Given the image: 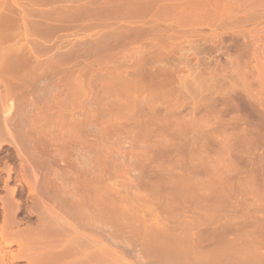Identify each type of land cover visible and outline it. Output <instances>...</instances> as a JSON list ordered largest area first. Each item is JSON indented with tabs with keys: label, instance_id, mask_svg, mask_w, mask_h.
<instances>
[{
	"label": "rangeland",
	"instance_id": "1",
	"mask_svg": "<svg viewBox=\"0 0 264 264\" xmlns=\"http://www.w3.org/2000/svg\"><path fill=\"white\" fill-rule=\"evenodd\" d=\"M102 1L103 0H0V13H2L0 17V24L2 23V25H0V34L3 35H0V66L5 57L10 55L14 56L16 54L23 55V51L26 50L24 52L25 56L19 57L20 60L24 57L23 60H26L30 66H33V75L36 76V79L38 78L36 80V86L33 88L34 95H36L37 98L39 97L38 103L32 108H24V106L21 105L20 96L17 94L23 91L26 92L30 90V88H24L23 90H21V88H15L11 80L15 81L18 78H10L7 76V73L6 75L5 73H0V169L3 168L4 162H8L11 164L14 171L12 178H20V173L24 172L23 167H28V163H26L24 159L27 160L32 153L30 146L32 145V147H34L37 143L35 146L36 148L40 143L38 148H41L39 150L37 148L38 154L36 153V156L51 154L53 156L56 154V164H54L56 166H54L55 169L50 170H41L34 167L35 169H39L38 171L36 170L37 180L40 182L47 177L49 179L51 178L53 180V187L52 189L46 188V191L47 189H51L52 192L55 190L56 193L53 192V194L58 195L59 192L66 189V193H68L67 191H71L70 193L73 194L68 193L69 196H64L63 192L59 194L64 197L68 196L67 199L69 198V200L73 199L71 198L73 196H78L79 199L77 197L73 199L74 203H72L71 200L67 202L74 204V207L72 206L73 209L77 203L75 199H78L80 205L84 204L85 206L86 200L90 201L94 197L91 201H93V205L96 204L95 206L97 209L94 208L95 206L93 205L91 208L90 205L92 202L90 205H88L89 203L86 204V206H90L89 208H91V210L95 209V211H90L91 214L95 212L94 215L97 214L96 210L99 209L98 206L100 205V212L104 211L106 208L107 210L110 208L108 210L109 214L111 213L114 216L111 209H114L115 211L113 212L116 213L117 210L118 213H123L124 211L128 213V218L133 217L136 219L135 223L132 222V218H129L133 225H137L138 222L143 228L146 226V228H148V225L150 227V225L154 224V228L160 230V227H165L164 230H171L170 232L172 233L173 228L176 226L175 228L178 230L175 232L181 234L186 232L185 229H189L188 225H191V231L187 230V232L191 233L188 237L191 239L188 240L192 242L189 243L192 249H188L186 254L184 252L186 256L183 259L181 258L180 261L182 262H180V264H185L186 261L189 262L186 264H195V261L197 264L198 261H200L199 258L210 254L214 255L217 252H221V255H218V258L220 257L219 259H217L216 256V258L214 257L215 259L213 258V261L215 263L217 262L216 264H238L239 258L236 259L237 262L234 261L232 259L233 256H231L232 250L227 246L228 243L233 244L232 241L234 239L235 245L238 244L239 248L254 242L256 245L253 244L254 250L258 252L256 253L259 258H257V261H260V264H264V167H261V165L264 166V22L260 21L261 19L259 20L260 22H258L257 19L251 22L254 23L253 27H250L251 24H249V27L248 24L245 26L244 24L246 23L242 22V18H244L243 11L235 16L234 13L232 14L233 11L230 12L232 9L229 10L228 8V13L226 11V13L220 12L221 10L219 11L220 15H222L221 13L224 15L220 17V20L218 19V14L216 16L217 19L215 17L214 20H212L213 23L212 21L211 23L209 21H203L196 25L192 24L185 26L183 30H181L182 34H178L177 36L174 35L175 41L171 43V45L159 48L162 46L156 42L159 44L157 48L154 47L157 45L154 43L155 41L153 42L156 36L154 31L153 34L150 33L152 32L151 27L156 25L160 29V27L168 25L165 28L171 30V27H169L171 24L169 23L172 22L169 21L168 23V20L165 21L162 19H155L152 21L151 14L149 15L151 12L147 13L149 17L142 16L136 19H128L130 24L126 23L127 19L126 22H123L122 20L125 19H117L116 21V18L110 24L106 21L101 22V14L99 16L98 13L104 6L103 2L101 7L100 3ZM85 5L88 7H85ZM81 6L84 7L82 8ZM156 6H158L157 3ZM76 7H78V9ZM92 7L97 14L93 12L91 9ZM70 9L72 11H69ZM66 10L69 13H67ZM81 14H83L84 19H81ZM64 15L65 17H63ZM69 15L71 16L69 17ZM38 16L41 17L42 23ZM66 17L70 20L68 21ZM229 17H237V23H244L243 27L245 28H242L240 25L237 27L240 31L244 29L241 31V33H244L243 35L249 34V31L246 30L247 27L251 28L254 32L253 33L252 30L249 29L251 30L250 32H252L251 36H253V34L255 35L256 31H259V35L256 34L257 36H253L256 43L253 39L251 41L255 43V45L253 44L254 46H258L253 50L256 55L246 50V48L250 46L247 43L250 37H247V42L245 40L243 41L246 42L247 45L240 41L243 45H239L244 46V48H242L246 50L245 53H240V57L238 58V61H241L239 62V66H242V68L238 65V69H235L237 68L236 66L232 67L224 60V56L219 54L216 55V53H214L215 48L210 47L208 43L204 45L205 49H207L206 51L208 52L210 50V53L212 52L213 55L208 52L209 55L216 56L215 58L220 59V63L217 64V70H206L215 69L213 64L215 60L209 62L210 66L208 62L203 66L200 64L201 66L199 67L202 70L195 68L197 65L195 66V59L192 57L187 64L182 62L183 59L179 62L180 56L184 54L183 50L189 49L188 42H194V44L203 43V41L200 40V36L208 33L209 28L207 25L209 24L213 25L216 22L215 25H220L225 29L228 28L230 26L229 24H231L228 23V21L232 20ZM239 17L241 19L240 21ZM49 18L52 19L51 22L53 23L47 20ZM31 19L32 22L30 21ZM74 19L79 22L76 20L74 21ZM224 19L228 24H224ZM53 20H56V25ZM57 20H59L60 24ZM66 21H68V24H66ZM3 23L7 26L5 24L3 25ZM85 23L88 24L89 27L85 25ZM35 25H38L39 29H37L38 27L36 26L37 31H32V29L35 30ZM215 25L213 27H216ZM3 26L7 28L3 29ZM174 26H172L173 29H176ZM8 27L11 28V31ZM127 27H131L133 30L130 28L132 32L129 34V38L123 39L120 31L124 28L127 29ZM165 28L163 30V35L167 36L168 33L170 34L171 32H169V30L165 33V30L167 31ZM234 28H236V26ZM42 29H47V32H42ZM185 29L192 30L195 33L192 35L188 34L187 38L181 37L185 33ZM7 30H9L8 33ZM140 30H144L145 33ZM111 33L112 35H110ZM9 34L12 35V37ZM118 35L121 36L117 38ZM170 35L173 36V33ZM227 37L228 35H224L222 40L228 42L229 39V41H231V45L227 43V46H230L228 47L230 50L229 52L235 54V48L233 49V47H236L234 45L236 43L232 45V42L237 40H230L229 37L226 39ZM125 39H127L128 42L127 40L125 41ZM141 39L142 41H140ZM116 40L118 43L124 41L125 43L118 44L115 43ZM143 40L145 41L143 42ZM148 40H152V42H148ZM223 41L221 45L222 47H226V43L224 45ZM103 42L104 45H102ZM151 43L154 44L151 45ZM34 44H36L35 47ZM218 45L220 44L218 43ZM104 46L107 47L104 48ZM143 46L146 48H143ZM172 46L173 50H169ZM254 46L250 49H253ZM147 48L152 52L150 53ZM133 49L135 51H133ZM142 49H145L146 53L145 50ZM142 51H144V54ZM158 51L159 54L160 51H162L163 55L161 54L162 56L158 57ZM164 51H166L167 54L170 51L172 52H170L167 57H164L166 53H164ZM152 53L157 54L154 55ZM172 53L173 56L171 55ZM251 54L253 55L250 57ZM115 55L120 59L122 56H125L124 58H126V61L122 60L124 59L122 58L120 62V60L116 59L117 57H115ZM146 56H149L151 59ZM154 56H157V58ZM143 57L146 62H142ZM252 57L255 58L253 59ZM134 58L137 60H134ZM28 59L31 62H29ZM140 60L141 65H138V61ZM134 61H137V64H135L137 68L134 67ZM116 62L118 66H116ZM127 62L129 64L131 63L130 66H126L128 64ZM145 63L148 65L145 66ZM220 65L221 67L219 68ZM139 66L143 69L146 67L143 76L134 74ZM183 66L188 67L184 68ZM141 67L140 69H142ZM149 67H153V69ZM244 67H246V69ZM120 68L123 72L116 73L121 71ZM131 68H135L132 69L134 72L133 74L128 72ZM28 69L30 70V68ZM117 69L118 71H116ZM126 69L127 71L125 72ZM155 69L156 71L159 69L164 71L165 69V71L161 73V70H159L157 71L158 73H155ZM148 71L149 73H147ZM126 73H131V76ZM123 74L125 75L123 76ZM138 76L142 78V81L139 80ZM39 78L40 81H38ZM135 80H137V82ZM143 80L145 83H143ZM34 142L35 144H33ZM17 147H19L20 150H16ZM37 150H35V152H37ZM35 152H33L32 155L34 154L35 156ZM22 160L24 162H22ZM25 163L27 164L26 166L24 165ZM21 165L23 166L22 168H20ZM19 169H21V171ZM28 170L27 168V171ZM27 171L26 173L29 179H31V172ZM4 177L5 173L1 172L0 179L2 180ZM59 188L63 189L60 191ZM31 189L25 186H18V188H15L16 198L20 202V206L14 215L16 216V218H14L17 220H15V222L18 224L16 223V227L12 225L14 229L16 228L15 230L11 228L12 226L10 228L13 232L18 231V239H22L28 243V236H26L29 235L27 234V226H31L36 230L37 227L39 228V221L45 220L46 218L65 216L64 219H67L68 223L72 222V224H74L76 217H73L71 220H75L71 221L69 219L71 217L68 215V218L63 211H61L62 214L59 215L60 211L58 210H60V207L58 209V200H63V196L61 199L59 197L61 195H59V198L57 197L58 200L56 198V202L55 198H49L52 195V193H50L51 190L49 191V195L47 194L48 192L44 193V188H33L32 191ZM73 189L77 192H72ZM34 191L35 193H32ZM97 191H99L98 194ZM5 192L7 195L6 188L0 187V198H6ZM84 192H88V194H85L91 195L89 199L88 196H86L87 199L85 196V199L81 196V193ZM35 194L37 197H35ZM45 194H47V196ZM96 197L97 199H95ZM80 198H83L85 202L82 203L83 200ZM65 200L61 201L62 206L65 205L67 201ZM96 200L98 202L100 201V203ZM116 203H118V205H116ZM69 205L71 206V204ZM78 205L79 203L76 206ZM1 206L0 201V209ZM65 206H67V204ZM86 206L84 208H87ZM119 210H121V212ZM51 213L55 214L52 216ZM116 213L115 216L117 219L119 217L120 221V216L117 217ZM124 214H122L123 216L121 215V218H126ZM1 215L2 213H0V218L2 219ZM202 217L211 218L207 219L206 223ZM1 219L0 224H2ZM183 221L187 223L184 224ZM95 222H85V225L88 224V229L93 228L92 231H90L91 229L88 231L85 225H82L81 228H86L85 230L83 229L82 231L80 229L81 226L78 230L77 225L84 223V220L78 224L76 222V224L71 225V227L75 232L80 231L78 233L83 234V236L85 234L86 238L88 236V238H90L88 239L90 243L94 241L95 249L103 248L105 252L109 251L111 253L107 252L106 254L107 260L111 259L108 263L106 262V264L154 263V261L152 263L151 258L149 255H146L145 252L144 255L146 256L142 257L146 260H144V258L137 259V252L140 253L144 248L137 247L138 244L134 243L136 241H131L132 244H130V246L128 245L129 248H127V244L123 246L125 244L119 243V239H115L118 241H115V243L114 240L111 241L108 237V229H101L102 231L98 230V232H95L94 224L95 229L99 228L96 226L98 222ZM179 222L183 226L177 224ZM158 223L159 225L161 224L160 227ZM89 224H93L92 227ZM234 224L238 225L236 227H239L240 230H238V228L236 229ZM170 225H172L173 228ZM167 226L168 228H166ZM229 226L232 230L228 228ZM225 227H227V230L224 229ZM25 228L27 231H25ZM222 228L223 231H225L224 233L221 230ZM30 229L34 231L32 228H29V231ZM235 229L236 233L234 231ZM21 230L22 232L25 231L23 237L20 236L22 234ZM37 230L34 232L38 234L39 231ZM69 232L73 233L74 231ZM75 232L73 235L71 234L69 236H75L77 234ZM97 235L99 236L97 237ZM14 236L16 237V235ZM33 236H29L32 238H30V240H34L36 237L38 238L37 235L34 238ZM45 236L47 235H42V237L40 235L41 239H35V241L38 240L39 243L34 241L36 245L33 244L32 246L31 244L32 247H29L34 248L36 246L34 249L38 250L29 249L27 246L29 243L24 244V242L22 244V240H19V242L26 248L25 250H27L29 254L33 252L31 255H35V257H33L36 258L38 254L43 252L45 255L47 250H51L49 248L52 245H49V241V246L47 245L46 248L44 247L45 242L43 243V241H46L50 235L47 238H45ZM53 236L56 238L57 236H50V239L53 240L52 242L55 243V238L53 239ZM213 236L214 238L216 237V239H214ZM217 238L223 240L220 242ZM16 239L14 240L15 242H11L10 240V244L12 243L13 245H8L9 249L7 246L6 249L2 248L4 245L1 244L3 245L1 248L4 250H0V253H2L0 255L3 256L5 254L6 256L8 252L14 255L20 253L19 248H22V246H20L17 241L18 239ZM42 239H44L42 241L43 247L41 246ZM207 239L209 243L210 240L212 241L211 243L216 249H212L213 247L211 244L209 245ZM224 240L226 242H224ZM237 241H239V243H237ZM242 241L245 242L244 245ZM200 242H203V244ZM206 242L207 244H205ZM97 243L98 245H96ZM17 244L19 246H17ZM197 245L198 249L200 247L202 249L200 248L201 250H198L196 248ZM90 246L88 250H90L93 245ZM205 246L208 247L205 248ZM40 247L42 249L45 248L44 251L40 250ZM209 247L212 250H208ZM138 248L140 252L137 251ZM195 248L196 251L194 250ZM224 248H226L227 251L229 249V251L227 252ZM255 248H257V250ZM203 250L204 256L202 255ZM190 251H192L191 254ZM208 251L209 253H207ZM134 253H136V256ZM194 254L196 257L198 256V258H195ZM132 257L133 259L135 258V261ZM7 258V256L4 257L5 261L1 263V257L0 264H9L7 263L9 258L6 260ZM147 259L150 260V262ZM189 259L192 260L190 261ZM20 260V262L17 260L12 264H27V262L24 261L25 259L21 258ZM214 262L213 264H215ZM198 264H200V262Z\"/></svg>",
	"mask_w": 264,
	"mask_h": 264
},
{
	"label": "bare ground",
	"instance_id": "2",
	"mask_svg": "<svg viewBox=\"0 0 264 264\" xmlns=\"http://www.w3.org/2000/svg\"><path fill=\"white\" fill-rule=\"evenodd\" d=\"M104 2V6L102 7V3ZM156 3H157V5L158 6H156ZM101 7H102V9H100V12L98 13L99 14V16H100V14H101V22L103 21H106L108 24H110L112 21H114V19L116 18V21H117V19H120V20H122V19H125V20H122L123 22L125 21L126 22V19H127V22L126 23H128V24H130V22H129V20H131V19H136V18H139V17H142V16H148L147 15V13L148 12H151V13H149V15L152 17V19L151 18H149V19H151L152 21H154L155 19H162V20H168V23H169V21L170 22H172V23H169V24H171L169 27H171V30L170 29H167V28H165V27H167L168 25H166V26H163V27H160V29L156 26V25H154V26H152L151 27V25H150V27H151V31L152 32H150V33H152L153 34V31H154V33H155V36H156V38H155V40H153V42L155 43V44H157V43H159V44H161V46L162 47H159V48H164L163 46H165V47H167V45H171V43H173L174 41H175V36L174 35H178V34H182L181 33V30H183V28L185 27V26H188V25H192V24H198V23H202L203 21H209L210 23H211V21L212 20H214V18L218 15V19L220 20V17L222 16H224L223 15V13H221L222 15H220V13H219V11L220 12H227L228 13V8H229V10H231L230 12H232V14L234 13V15L236 16L237 14H239V13H242L241 11H243V15H244V18H242V22H244V23H246V24H244V23H241L240 22V24L239 23H237L238 22V18L237 17H229L230 19H232V20H229V21H231V22H229L228 20V23H231V24H229L230 26L228 27V28H222V26H220V25H215L216 24V22H215V24H213V25H207V27L209 28V31H208V33H206V34H203V35H201L200 36V40L201 41H203V43H195L194 44V42L192 43V42H188V44H189V49H185V50H183L184 51V54H182L181 56H180V58H179V62H180V60L181 59H183V61L182 62H184L185 64H187L188 62H189V59L192 57V58H194L195 59V68L196 69H200V67L199 66H203V65H206L207 64V62L209 63L210 61H213V60H215V61H213V62H215V63H213L214 64V66H215V69H206V70H208V71H215V70H217L218 69V66H217V64H219L220 63V59H217V58H215L216 56H212L213 55V53L211 52L210 53V50H209V48L210 47H212V48H215L214 50H215V52L214 53H216V55H222V56H224V60L228 63V64H230L232 67H237V68H235V69H238V66H239V62H241V61H238L239 59V57H240V53H245V51L246 50H248V52L249 53H254L255 51H253V50H255V47H258V46H254L255 45V39H253V36H255L256 34H258L259 33V31H256V34L254 35L253 34V36H251V33L253 32V30L251 29V28H248L249 27V24H251L250 25V27H253V24L254 23H251V22H254L255 20H257L258 22H260V21H262V22H264L263 20H264V0H103L101 3ZM87 5H85V7H86ZM82 8L84 7V6H81ZM88 7V6H87ZM89 7H90V5H89ZM101 7H99V8H101ZM77 9H78V7H76ZM81 8V9H82ZM154 10H153V9ZM72 9V8H71ZM69 10V11H72V10ZM75 9V8H74ZM88 9H90V8H88ZM92 10H93V12H95L94 11V9H93V7L91 8ZM218 9V10H217ZM234 9V10H233ZM82 11H83V9H82ZM66 12H67V10H66ZM74 12V11H73ZM72 12V13H73ZM90 12V11H89ZM225 12V13H226ZM238 12V13H237ZM67 13H69V12H67ZM75 13V12H74ZM73 13V14H74ZM80 13H81V11H80ZM96 13V12H95ZM224 13V14H225ZM79 14V13H78ZM88 14V13H87ZM87 14H85V15H87ZM91 14V13H90ZM97 14V13H96ZM231 14V13H230ZM1 15H2V13H0V17H1ZM47 15V14H46ZM93 15H94V13H93ZM49 16H50V14H49ZM62 16V15H61ZM71 15H69V17H70ZM74 16H75V14H74ZM81 16H82V18L81 19H84L83 18V14H81ZM89 16V15H88ZM99 16H98V18H99ZM4 17V16H3ZM2 17V18H3ZM36 17V16H35ZM40 19H41V17L40 16H38ZM37 17V18H38ZM58 17H60V16H58ZM63 17H65V15L63 16ZM86 17V16H85ZM91 17H93V16H91ZM149 17V16H148ZM8 18V17H7ZM30 18H31V16H30ZM33 18V17H32ZM38 18V19H39ZM46 18H48V17H46ZM71 18H73V17H71ZM106 18V19H105ZM235 18H237V19H235ZM37 19V20H38ZM39 19V20H40ZM45 19V18H44ZM56 19V18H55ZM66 19L68 20V18L66 17ZM81 19H80V22H81ZM100 19V18H99ZM129 19V20H128ZM216 19H217V17H216ZM223 19V18H222ZM261 19V20H260ZM36 20V21H37ZM47 20H50V23H53V22H51L52 21V19H47ZM63 20V19H62ZM70 20V19H69ZM68 20V21H69ZM76 19H74V21H75ZM79 20V19H78ZM86 20V19H85ZM89 20L91 21V19L89 18ZM89 20H87V21H89ZM225 20V19H224ZM241 19H240V17H239V21H240ZM260 20V21H259ZM31 22H32V19L30 20ZM33 21H34V18H33ZM54 21V24L56 25V23H55V21L56 20H53ZM58 22H59V20H57ZM64 21V20H63ZM68 21H66L67 23L66 24H68ZM77 21V20H76ZM86 21V22H87ZM133 21V20H132ZM222 21V20H221ZM256 21V22H257ZM1 22V21H0ZM39 22V21H38ZM43 21H42V19H41V23H42ZM48 22V21H47ZM77 22H79V21H77ZM93 22V21H92ZM91 22V23H92ZM98 22H99V20H98ZM224 22V24L226 23V20L225 21H223ZM235 22H236V24H235ZM65 23V22H64ZM82 23H84V22H82ZM97 23V22H96ZM173 23H174V25H173ZM212 23H213V21H212ZM228 23H226V24H228ZM5 23H3V25H4ZM45 24H46V22H45ZM49 24V23H48ZM53 24V25H54ZM59 24H60V22H59ZM62 24V23H61ZM88 24H89V22H88ZM88 24H86L85 23V25H88ZM100 24V23H99ZM103 24V23H102ZM101 24V25H102ZM107 24V25H108ZM223 24V23H222ZM225 24V25H226ZM238 24V25H237ZM243 24L246 26L247 24H248V27H247V29L246 30H248L249 31V34H247V35H243L244 33L242 32L241 33V31H243L244 29H242L241 31L239 30V28H237L239 25L240 26H242V28H245V27H243ZM261 24V23H260ZM0 25H2V23L0 24ZM6 25V24H5ZM41 25V24H40ZM65 25V24H64ZM91 25V24H90ZM144 25V24H143ZM142 25V26H143ZM165 25V24H164ZM216 26V27H213V26ZM7 26V25H6ZM4 27L3 29H5V28H7V27ZM36 26L38 27V25H35V30H33L32 29V31H37L36 30ZM43 26H44V24H43ZM46 26L48 27V25L46 24ZM50 26H51V24H50ZM127 26V25H126ZM130 26V25H129ZM172 26H174V28H176V29H173V27ZM228 26V25H227ZM236 26V28H234ZM41 27H42V25H41ZM46 27V28H47ZM88 27H89V25H88ZM149 27V28H150ZM264 27V26H263ZM43 28H45V27H43ZM55 28H56V26H55ZM131 27H127V29L126 28H124V29H122L121 31H120V34L122 35V37H123V39L124 38H129V34H131V29H130ZM164 28L165 29H167V31L165 30V33L166 32H168L169 30V32H171V33H173V36L172 35H170L169 33H168V35L167 36H164L163 35V30H164ZM217 28H219V29H217ZM221 28V29H220ZM241 28V27H240ZM261 28V27H260ZM8 29H10V31H11V28L10 27H8ZM37 29H39V27L37 28ZM54 29V28H53ZM121 29V28H120ZM119 29V30H120ZM249 29H251L252 30V32H250L251 30H249ZM262 29V28H261ZM260 29V30H261ZM264 29V28H263ZM1 30V29H0ZM50 30V29H49ZM118 30V31H119ZM133 30V29H132ZM245 30V31H246ZM256 30H259V29H256ZM8 31L9 30H7V33H8ZM43 31H46L47 32V29L46 30H43L42 29V32ZM140 31H143V33H145L144 32V30H140ZM4 32H5V30H4ZM3 32V33H4ZM27 32V31H26ZM39 32H41V31H39ZM41 32V33H42ZM51 32V31H50ZM186 32H187V34H186ZM1 33V32H0ZM6 33V32H5ZM4 33V34H5ZM45 33V32H44ZM114 33V32H113ZM117 33V32H116ZM193 33H195L194 31H192V30H186L185 29V33L181 36V37H186L187 38V35L188 34H190V35H192ZM254 33V32H253ZM263 33H264V31H263ZM30 34V33H29ZM34 34H35V32H34ZM38 34V33H37ZM115 34V33H114ZM113 34V35H114ZM246 34V33H245ZM1 35V34H0ZM10 35V34H9ZM9 35H5V36H9ZM36 35V34H35ZM44 35V34H43ZM47 35V34H46ZM110 35H112V33L110 34ZM110 35H108V36H110ZM120 35V36H121ZM224 35H228V37L230 38V40H237V41H234V42H232V45H233V43H236L237 44V42H238V44L236 45V44H234L236 47H233V49H234V53L235 54H232V53H230L229 51V48L228 47H230L229 45H231V41H229V39H228V37L226 38V39H228V42H225V41H223L222 39H223V36ZM259 35V34H258ZM261 35V34H260ZM1 36H3V35H1ZM11 37H12V35H10ZM14 36V35H13ZM25 36H26V33H25ZM106 36V35H105ZM107 36V37H108ZM119 35L117 36V38H119L120 37ZM153 36V35H152ZM151 36V37H152ZM155 36H153V37H155ZM171 36V37H170ZM257 36V35H256ZM264 36V35H263ZM27 37V36H26ZM31 37V36H30ZM121 37V38H122ZM152 37V38H153ZM250 39H248V38ZM2 38V37H1ZM7 38V37H6ZM18 38H20V37H18ZM29 38V37H28ZM102 38H104V37H102ZM111 38H113V37H111ZM258 38V37H257ZM107 39V38H106ZM105 39V40H106ZM108 39H109V37H108ZM116 39V38H115ZM114 39V40H115ZM142 39H144V38H142ZM142 39L140 40V41H142ZM224 39H225V37H224ZM240 39V40H239ZM248 39V40H247ZM252 39H253V41L255 42V43H253V42H251L252 41ZM260 39V38H259ZM2 40V39H1ZM104 40V41H105ZM127 39H125V41H126ZM246 41L247 43H248V45H250L248 48H246V50H244L243 48H244V46H240V45H243V44H245V45H247V43L246 42H243V41ZM261 40V39H260ZM125 41L124 42H122V43H125ZM139 41V42H140ZM145 40H143V42H144ZM222 41L224 42L223 44L225 45V43H226V47H222ZM240 41L241 42H243V44L242 43H240ZM250 41V42H249ZM262 41V40H261ZM36 42V41H35ZM127 42H128V40H127ZM126 42V43H127ZM148 42H152V40L151 41H149L148 40ZM157 42V43H156ZM115 43H118L117 42V40L115 41ZM122 43H118V44H122ZM141 43V42H140ZM153 43V44H154ZM206 43H208V44H210V47L208 48V52L210 53V54H212V55H209V53L206 51L207 49H205V44ZM218 43L221 45H218ZM227 43L229 44L228 46H227ZM138 44V43H137ZM152 43H151V45H153ZM159 44H157L156 46H154V47H157ZM240 44V45H239ZM254 44V45H253ZM102 45H104V42H103V44ZM139 45V44H138ZM142 45V44H141ZM144 45V44H143ZM223 45V46H224ZM36 46V44H34V47ZM136 46V45H135ZM145 46V45H144ZM143 46V48H146V47H144ZM218 46V47H217ZM254 46V48L253 49H250V48H252ZM107 47V46H106ZM105 46H104V48H106ZM138 47H140V46H138ZM137 47V48H138ZM151 47V46H150ZM243 47V48H242ZM103 48V47H102ZM141 48V47H140ZM140 48H139V50H140ZM158 48V47H157ZM169 48V47H168ZM167 48V49H168ZM188 48V47H187ZM132 49V48H131ZM135 49V48H134ZM133 49V51H135ZM149 48H147V50H148ZM151 49V48H150ZM153 49H155V48H153ZM176 49V48H175ZM174 49V50H175ZM183 49V48H182ZM231 49V48H230ZM138 50V49H137ZM136 50V51H137ZM142 50H145V49H142ZM159 50V49H158ZM166 50V49H165ZM169 50H173V46L171 47V49H169ZM179 50V49H178ZM26 51V50H25ZM25 51H23V55L22 54H16V55H10V56H8V55H6V56H8V57H5L4 58V60L1 62V68H0V73H5V75H6V73L8 74L7 76H9L10 78H14V77H16V78H18L17 80H11L12 82V85H13V87H15V88H21V90H23L24 88H30V90H28V91H23V92H21V93H19V94H17V95H19L20 96V100H21V105H23L24 106V108H26V107H28V108H32L36 103H38L37 101H38V99H39V97L37 98L36 97V95H34V87L36 86V80L38 79H36L35 77L36 76H34L33 75V71H32V68H33V66H30V64L26 61V60H23L24 59V57L20 60V57L21 56H25L24 55V52ZM29 51V50H28ZM31 51V50H30ZM129 51H131V50H129ZM128 51V52H129ZM149 51V50H148ZM182 51V50H181ZM233 51V50H232ZM264 51V50H263ZM17 52V51H16ZM15 52V53H16ZM127 52V51H126ZM139 52V51H138ZM138 52H137V54H138ZM143 52V54H144V51H142ZM150 53L152 52L151 50L149 51ZM148 52V53H149ZM156 52V51H155ZM166 51H164V53H165ZM170 52H172V51H170ZM170 52H168V54H167V52L165 53V55H164V57H167L169 54H170ZM180 52V51H179ZM21 53V52H20ZM125 53V52H124ZM131 53H133V52H131ZM145 53H146V50H145ZM174 53V52H173ZM173 53L171 54L172 56H173ZM29 54H31V53H29ZM135 54V53H134ZM140 54V53H139ZM142 54V55H143ZM152 54H154V53H152ZM155 54H157V53H155ZM154 54V55H155ZM162 54V51H160V54H159V51H158V54H157V56L158 57H160V56H162L161 55ZM248 54V53H247ZM26 55H28V54H26ZM128 55V54H127ZM129 55H130V53H129ZM141 55V54H140ZM245 55V54H244ZM253 54H251L250 55V57L252 56ZM254 55H256L255 53H254ZM20 56V57H19ZM119 56V55H118ZM133 56H135V55H133ZM136 56H139V55H136ZM150 56H152V55H150ZM157 56L155 57V58H157ZM115 57H117L116 55H115ZM121 57V56H120ZM125 57V56H124ZM123 56H122V58H124ZM147 58L149 57V56H146ZM153 57V58H154ZM221 57V56H220ZM241 57H242V55H241ZM245 57V56H244ZM256 57V56H255ZM254 57V58H255ZM27 58H29V57H27ZM121 58V59H122ZM128 58V57H127ZM146 58V59H147ZM150 58V57H149ZM154 58V59H155ZM171 58V57H170ZM191 58V59H192ZM246 58H248V57H246ZM253 58V57H252ZM253 58V59H254ZM115 59V58H114ZM116 59H118V60H120V62H121V59L120 58H116ZM126 58H124V59H122V60H125ZM129 59V58H128ZM132 59H133V57H132ZM131 59V60H132ZM136 58H134V60H135ZM140 59H142V58H140ZM151 59V58H150ZM154 59H153V61H154ZM172 59V58H171ZM193 59V60H194ZM137 60V59H136ZM148 60V59H147ZM156 60V59H155ZM28 61H29V59H28ZM126 61V60H125ZM127 61H130V60H127ZM133 61V60H132ZM145 61V59H144V57H143V60H142V62H144ZM152 61V60H151ZM225 61H224V63H225ZM247 61V60H246ZM29 62H31V61H29ZM114 62V61H113ZM117 62H119V61H117ZM117 62L115 63V64H117ZM124 62V61H123ZM123 62H122V64H123ZM135 63H134V67H136L135 66V64H137L136 62L137 61H134ZM146 62V61H145ZM150 62V61H149ZM125 63V62H124ZM128 63V62H127ZM138 65H141V60L140 61H138ZM242 63H243V61H242ZM241 63V64H242ZM250 63V62H249ZM131 64V63H130ZM130 64L128 63L126 66H130ZM146 64V63H145ZM184 64V65H185ZM201 64V65H200ZM226 64V63H225ZM247 64V63H246ZM119 65H121V64H119ZM133 65V64H132ZM148 64H146L145 66H147ZM222 65V64H221ZM221 65L219 66V68L221 67ZM238 65V66H237ZM243 65V64H242ZM245 65V64H244ZM116 66H118V64L116 65ZM126 66H125V68H126ZM144 66V65H143ZM150 66V65H149ZM209 66H210V63H209ZM249 66V65H248ZM248 66H246V67H248ZM112 67V66H111ZM124 67V66H123ZM122 67V68H123ZM140 67L141 66H139V68H138V70H134L135 71V73L132 71V69H135V68H131V69H129V71L128 72H131L132 74L134 73L135 75H139V76H143V74H144V69L146 68V67H144V69L142 68V69H140ZM184 67V66H183ZM188 67V66H187ZM187 67H184V68H187ZM205 67V66H204ZM223 67V66H222ZM240 67V66H239ZM246 67H244L245 69H246ZM28 68H30V70L28 69ZM112 68H114V67H112ZM125 68H123V69H125ZM129 68V67H128ZM137 68V67H136ZM149 68H151V69H153V67H149ZM203 68V67H202ZM206 68V67H205ZM207 68H208V66H207ZM225 68V67H224ZM240 68H242V66L240 67ZM239 68V69H240ZM253 68V67H252ZM255 68V67H254ZM121 69V68H120ZM119 69V70H120ZM190 69V68H189ZM256 69H257V67H256ZM112 70V69H111ZM159 70H161V73H163L164 71H165V69H164V71L162 70V69H159ZM159 70H157V71H159ZM200 70H202V69H200ZM32 71V72H31ZM116 71H118V69L116 70ZM116 71H113V72H116ZM127 71V69L125 70V72ZM151 71V70H150ZM155 71H156V69H155ZM155 71H153V72H155ZM155 72V73H158V72ZM163 71V72H162ZM208 71H207V73H208ZM112 72V71H111ZM122 73L123 71H122V69H121V71H118V72H116V73ZM152 72V71H151ZM115 73V74H116ZM131 73H126V74H128V75H130ZM137 73V74H136ZM147 73H149V71L147 72ZM160 73V72H159ZM160 73V74H161ZM113 74V73H112ZM154 74V73H153ZM116 75H118V74H116ZM120 76H122L121 74H119ZM125 74H123V76H124ZM115 76V75H114ZM131 76V75H130ZM138 76V77H139ZM40 77H42V76H40ZM116 77V76H115ZM126 77V76H125ZM137 77V76H136ZM163 77V76H162ZM111 78V77H110ZM130 78V77H129ZM135 78V77H134ZM42 79V78H41ZM142 78H140L139 77V80H141ZM139 80H138V82H139ZM151 80V79H150ZM38 81H40V78H39V80ZM136 82H137V80H135ZM142 81V80H141ZM144 81V80H143ZM149 81V80H148ZM141 83V82H140ZM143 83H145V81L143 82ZM158 83H159V81H158ZM161 83V82H160ZM159 85H161V84H159ZM158 85V86H159ZM39 86V85H38ZM32 89H33V91H32ZM26 90V89H25ZM17 92V91H16ZM19 92H20V90H19ZM40 95V94H39ZM19 100V101H20ZM46 102H47V100H46ZM256 111V110H255ZM143 125V124H142ZM1 131V130H0ZM33 144H35V142L33 143ZM37 144V143H36ZM36 144L34 145V147H32V145L30 146V149H31V151H32V153L33 152H35V150H37V148L39 147V144L37 145L38 147H36L35 148V146H36ZM42 144V143H41ZM12 146V145H11ZM17 146V145H16ZM15 146V147H16ZM14 147V146H13ZM41 148V147H40ZM40 148H38V150L40 149ZM19 149V147H17V149L16 150H18ZM20 150V149H19ZM38 150H37V152H35V156H34V154L32 155V153H31V155H30V157L27 159V160H25L24 159V161L26 162V163H28V171H30L31 173V176L32 177H30L31 179H29V177H28V175H27V173H26V171H27V168L26 167H23L22 165H21V167L20 168H22L23 167V171L24 172H21L20 174H21V176H19L20 178H12V174H13V168H12V166H11V164H9L8 162H4V165H3V168L2 169H0V173L1 172H4L5 173V177L1 180L0 179V184H1V186L0 187H2V188H6V191H7V195H6V192H5V196H6V198H0V201H1V209H0V213H2V215H1V217H2V224H0V250L1 251H3L4 249H6V246L8 247V245H11L10 244V240H11V242H13L15 239H16V237H17V239H18V231L16 232V231H14L13 232V230H15L14 228H13V226L12 225H14L15 227H16V223L17 222H15V218H16V216H14L15 214H16V210L19 208V206H20V202L17 200V198H16V194H15V188H18V186H25V187H28V188H32L31 189V191L33 190V188H44L45 190H44V193L45 192H48L47 194H49L50 195V193H52V195H51V197H49V198H55V200H56V198L59 196V195H61V194H59V193H62L63 192V194H64V196L65 195H68V193L69 194H73V193H70L71 191H67L68 193H66V189H63V191H61L62 189L61 188H59L60 189V191L61 192H59V190H58V195H56V194H53V192H55V190L52 192V187H53V180L50 178H46V177H43V178H46V179H44V180H42V181H38L37 180V172H36V170L38 171L39 169H41V170H43V169H55L54 168V166H56V165H54V164H56L55 163V161H56V159H55V155H53L52 156V154L51 155H42V156H36V153L38 154ZM40 152V151H39ZM52 153V152H51ZM40 154V153H39ZM253 154V153H252ZM22 159V158H21ZM263 159H264V157H263ZM23 160H22V162H24ZM261 161V160H260ZM22 162H19V163H22ZM24 164L25 166L27 165V164ZM249 163V162H248ZM261 163H262V161H261ZM23 164V163H22ZM259 164V163H258ZM261 165V164H260ZM20 166V165H19ZM259 166V165H258ZM39 168V169H35V168ZM261 167H264L263 165H261ZM18 170V169H17ZM20 171H21V169H19ZM27 171V172H28ZM57 172V171H56ZM19 173V172H18ZM17 173V174H18ZM48 173V172H47ZM54 173V172H53ZM20 174H18V175H20ZM29 174V173H28ZM48 176V175H47ZM58 176V175H57ZM101 177V176H100ZM99 178V177H98ZM52 180V181H51ZM101 180V179H100ZM57 183V182H56ZM59 183V182H58ZM46 188H51L50 190H51V192L49 193V189H47V191H46ZM71 188V187H70ZM56 189V188H55ZM68 189V188H67ZM114 189V188H113ZM71 190V189H70ZM107 190V189H106ZM110 190V189H109ZM177 190H179V189H177ZM30 191V192H31ZM57 191V190H56ZM74 191V189L72 190V192ZM81 191V190H80ZM89 191V190H88ZM65 192V193H64ZM75 192V191H74ZM77 192V191H76ZM75 192V193H76ZM98 192L99 191H97V194H98ZM32 193H35V191L34 192H32ZM56 193V192H55ZM85 193H87L88 194V192H84V193H81V196H83V198L85 199V197L86 196H88V199H89V196H91V195H87V194H85ZM102 193V192H101ZM47 194H45L46 196H47ZM78 194V193H77ZM76 194V195H77ZM82 194H84V195H82ZM91 194H93V193H91ZM177 194V193H176ZM34 195V194H33ZM54 195V196H53ZM75 195V194H74ZM95 195V194H94ZM4 196V197H5ZM62 196L63 195H61V196H59L61 199H62ZM63 196V197H64ZM69 196V195H68ZM68 196H66V197H64L63 198V200H65V198H66V202H65V205L67 204V206H65V205H63L62 206V202L61 201H63V200H58V198H57V200L59 201L58 203H59V205H60V203H61V205L59 206L57 203V205H58V209H59V207H60V210H58V211H60V213H59V215H61L62 213H61V211H63L64 212V214H66L67 215V217H68V215H69V217H71V218H69L70 220L74 217H76V220L75 219H73V220H75L74 221V224H76V222H77V224L78 223H80V222H82L83 220H84V223H80V224H78L77 225V228H78V230H79V227H80V229L82 228V225H85V222H87V223H94L95 221L96 222H98V223H96V226L97 227H99V228H96L95 229V224H94V231L96 232H98V230H105V229H108L109 230V232H108V237H109V239L111 240V241H113L114 240V243H115V241L117 240V239H119V243H123V244H125V245H123V246H126V244H127V248H129L128 247V245L130 246V244H132V242L131 241H136V242H134L135 244H138L137 245V247H141V248H144V250H142L141 252H140V250H139V248H138V250L137 251H139L140 253H138L137 252V259L139 258V259H143L144 257H142V256H146V255H149V257L151 258V261H152V263H153V261H154V263L155 264H180V262H182V261H180L181 260V258L183 259L186 255V252L188 251V249H192V247H191V245L189 244V243H192V242H189L190 240H188V239H191V238H188L190 235H191V233L189 232H187V230L189 231L190 230V227H191V225L189 226L188 225V227H189V229H185L186 230V232H183V233H181V234H178V232H175V231H177L178 229H176L175 227L173 228V226L172 225H170V226H172V228H173V230H172V233L169 231V230H164V228L163 227H160L161 226V224L159 225V223H158V225H159V227H160V230L159 229H156V228H154L155 226H153V225H150V227H149V225H148V228H143V226L141 225V224H138V222H137V225H133V223H131V219H129V218H132L133 220H132V222H135L136 223V219L135 218H133V217H127L128 216V213H125L123 210V213L121 212V210H119L121 213H118V210H117V213L116 212H113V211H115L114 209H111L112 211V213H114V216L110 213L109 214V209L107 210V208L104 210V211H101L100 212V209H101V207H99L98 206V203H100V201L98 202L97 200V206H98V210H96V212H97V214L96 215H94L95 214V212H93L92 214H91V212L94 210L95 211V209H92L91 210V208H92V205H93V201H87L86 200V202L84 201V199L83 198H80L81 200H83L82 201V203H86V204H88V205H90V203H91V208H89L90 206H86V204H85V206L87 207V208H84L85 206H84V204H82V205H80V202H78V196H76L78 199H75L76 201H77V203H76V205L79 203V205L78 206H76L75 205V208L73 209V205L74 204H72V203H74L73 201V199L74 198H76L75 196H73V197H71V198H73V199H70L71 200V202H69V203H67L68 202V200H69V198L67 199V197ZM85 196V197H84ZM97 196V195H96ZM106 196V195H105ZM109 196V195H108ZM115 196V195H114ZM35 197H37L36 196V194H35ZM80 197V196H79ZM174 197H175V195H174ZM110 198V197H109ZM38 199H39V197H38ZM86 199H87V197H86ZM95 199H97V197L95 198ZM100 199V198H99ZM112 199H114V198H112ZM36 200V199H35ZM53 200V199H52ZM57 200H56V202H57ZM69 200V201H70ZM81 200H79V201H81ZM110 200V199H109ZM63 202V203H64ZM106 202V201H105ZM115 202V201H114ZM113 202V203H114ZM117 202V201H116ZM119 202V201H118ZM128 202H129V200H128ZM43 203V202H42ZM102 203V202H101ZM174 203V202H173ZM69 204H71V206L69 205ZM94 204H95V202H94ZM169 204V203H168ZM69 205V206H68ZM96 205V204H95ZM95 205H93V206H95ZM107 205V204H106ZM116 205H118V203H116ZM170 205V204H169ZM73 206V207H72ZM172 206V205H171ZM72 207V208H71ZM104 207V206H103ZM102 207V208H103ZM119 207V206H118ZM163 207V206H162ZM94 208H96V206L94 207ZM170 208V207H169ZM176 208V207H175ZM179 208V207H178ZM89 211H88V210ZM97 209V208H96ZM173 209H174V207H173ZM107 210V211H106ZM168 210V209H167ZM176 210V209H175ZM174 210V211H175ZM58 211H57V213H58ZM91 211V212H90ZM171 211V210H170ZM215 211V210H214ZM53 212V211H52ZM55 212V211H54ZM99 212V213H98ZM104 212H108V213H104ZM138 212V211H137ZM162 212V211H161ZM173 212V211H172ZM179 212V211H178ZM42 213V212H41ZM56 213V214H57ZM104 213V214H103ZM115 213L117 214V217L118 216H120V221H119V217H118V219L116 218V216H115ZM125 213V214H124ZM167 213H169V212H167ZM180 213V212H179ZM182 213V212H181ZM217 213V212H216ZM52 214V216H53V214H55V213H51ZM119 214V215H118ZM122 214H124V216H126V218H128L127 220H125L126 218L125 217H123V218H125V219H123V218H121L123 215ZM172 214V213H171ZM187 214V213H186ZM89 215H91V216H89ZM122 215V216H121ZM130 215V214H129ZM208 215V214H207ZM207 215H205V216H207ZM44 216V215H43ZM55 216V215H54ZM57 216V215H56ZM133 216V215H132ZM173 216V215H172ZM15 217V218H14ZM64 217L65 216H61V217H50V218H46L45 220H40L39 221V224L40 225H38L39 226V228L37 227V231H39L38 232V234H37V232L35 233L34 231H36L35 230V228L33 229V227H29V226H27V229H28V233L27 234H29V235H26V236H33V238L37 235L38 236V238L36 237L35 239H41V237H42V235H47V236H45V238H47L49 235L50 236H52V235H56L57 236V238L56 237H54L53 236V239H54V241H55V243H53L52 241L53 240H51L50 239V236H49V238H47L46 239V241H43L44 239H42L41 240V243H42V241H43V243L45 244L44 245V247L46 248V246L48 245V241L50 242V244L49 245H52L53 246V244H54V246L52 247V246H50V248L49 249H51V250H47V252L45 253V255L43 254V252L42 253H40V254H36L37 255V257L39 258V260H38V258L36 257V258H34L35 257V255H31V254H33V252H30V254H29V252L27 251V250H25L26 248H24V246H22L21 245V243L19 242V240H22V239H16L18 242H19V244H20V246H22V248L20 247H18L19 248V252L20 253H18L17 255L15 254H9V252L6 254V256L9 258V260H8V258L6 259V260H8L7 261V263H9V264H12V263H14V262H16L17 260H18V262H20L21 260V258L22 259H25L24 261H26L27 262V264H106V262L108 263V261H110V260H107V252H109V251H104L103 250V248H101V249H99V248H94V246H95V243H94V241H92L91 243H90V240H88V239H90V238H88V236H87V238H86V235L84 234V236H83V234H79L78 232H80V231H77V232H75V230H72L73 228L71 227V225H74V224H72V222L71 223H68V221H67V219H64ZM66 217V218H67ZM176 217V216H175ZM63 218V219H62ZM174 218V217H173ZM172 218V219H173ZM181 218V217H180ZM184 218V217H183ZM204 218V219H203ZM209 218H211V217H209ZM209 218H207V217H202V219L206 222L207 221V219H209ZM214 218V217H213ZM40 219V218H39ZM122 219V220H121ZM135 219V220H134ZM186 219V218H185ZM206 219V220H205ZM73 220H71V221H73ZM175 220H176V218H175ZM212 220V219H211ZM231 220V219H230ZM17 221V220H16ZM122 221V222H121ZM193 221V220H192ZM200 221V220H199ZM239 221V220H238ZM166 222V221H165ZM177 222V221H176ZM196 222V221H195ZM194 222V223H195ZM211 222V221H210ZM209 222V223H210ZM245 222V221H244ZM134 223V224H135ZM170 223H171V221H170ZM169 223V224H170ZM174 223V222H173ZM183 223L184 224H186L184 221H183ZM188 223H190V222H188ZM207 223V222H206ZM231 223V222H230ZM234 223V222H233ZM232 223V224H233ZM18 224V223H17ZM143 224V223H142ZM177 224H181L180 222L179 223H177ZM246 224V223H245ZM89 225H91V227H92V225L93 224H89ZM101 225V226H100ZM182 225V224H181ZM228 225H230V224H228ZM235 225V224H234ZM234 225H231V226H234ZM12 226V227H11ZM18 226V225H17ZM87 226V229H88V224H86L85 225V227ZM142 226V227H141ZM153 226V227H152ZM157 226V225H156ZM183 226V225H182ZM186 226V225H185ZM202 226H204V225H202ZM236 226H238V225H235V228L237 229L238 228V230H240L239 229V227H236ZM13 228V230L11 231V228ZM32 228L34 231H32L31 229H30V231H29V228ZM90 227V226H89ZM223 227H224V225H223ZM241 227V226H240ZM76 228V229H77ZM166 228H168V226L166 227ZM179 228V227H178ZM187 228V227H186ZM195 228V227H194ZM220 228V227H219ZM218 228V229H219ZM227 227H225L224 229L225 230H227L226 229ZM228 228H230L231 230H232V228L229 226ZM248 228V227H247ZM26 229V228H25ZM27 229L25 230V231H27ZM84 230L86 229V228H83ZM83 229H81L82 231H83ZM89 229H91L90 231H92L93 230V228H89ZM89 229H88V231H89ZM163 229V230H162ZM181 229H183V228H181ZM234 229V228H233ZM236 229L234 230L235 231V233H236ZM257 229V228H256ZM19 230V229H18ZM24 230V229H23ZM101 230V231H102ZM184 230V231H185ZM208 230V229H207ZM210 230V229H209ZM222 231H223V228L221 229ZM221 230H220V232H221ZM259 230V229H258ZM25 231H23L22 232V230H21V232H22V234L20 235V236H24V232ZM32 231V232H31ZM69 231H74L75 233H77L75 236H72V237H70L69 235H73L74 234V232L73 233H70ZM181 231H183V230H181ZM191 231V230H190ZM206 231V230H205ZM215 231V230H214ZM217 231H219V230H217ZM234 231H233V233H234ZM11 232H13V233H11ZM34 232V233H33ZM70 233V234H68V233ZM94 232V233H95ZM225 231H223V233H224ZM230 232V231H229ZM6 233V234H5ZM20 233V232H19ZM87 233V232H86ZM89 233H91V232H89ZM207 233V232H206ZM217 233V232H216ZM240 233H241V231H240ZM250 233V232H249ZM26 234V233H25ZM33 234V235H32ZM41 235V237H40V235ZM52 234V235H51ZM204 234V233H203ZM209 234V233H208ZM208 234H207V238H208ZM215 234V233H214ZM14 235H16V237L14 236ZM94 235V234H93ZM95 235H96V233H95ZM206 235V234H205ZM212 235H213V231H212ZM223 235V234H222ZM15 237V239H14V237ZM66 236V237H65ZM99 235H97V237H98ZM216 236H217V234H216ZM219 236V235H218ZM224 236H225V234H224ZM240 236V235H239ZM255 236V235H254ZM28 237H27V240H28V243H26L25 241H23L22 242V244L24 243V244H28L27 246H28V248L29 247H32L33 246V244H34V241H35V239L34 240H30V238L31 237H29V239H28ZM210 237H211V234H210ZM220 237V236H219ZM25 238V237H24ZM102 238V237H101ZM202 238V237H201ZM213 238H214V236H213ZM212 238V239H213ZM224 238V237H223ZM227 238V237H226ZM249 238H251V237H249ZM252 238H253V236H252ZM255 238H256V236H255ZM32 239V238H31ZM49 239V240H48ZM108 239V240H109ZM116 239V240H115ZM204 239V238H203ZM214 239H216V237L214 238ZM213 239V240H214ZM225 239V238H224ZM30 240V241H29ZM38 240H36L37 241V243H39V241ZM51 240V241H50ZM102 240V239H101ZM107 240V241H108ZM204 240H206V239H204ZM217 240H220V242L223 240V239H221V238H217ZM226 240V239H225ZM224 240V242H226ZM235 240V239H234ZM234 240L232 241L233 242V244L232 243H228V248L230 249V250H232V254H231V256H233L232 257V259L234 260V261H236L237 262V260L236 259H238V264L240 263V264H255V263H261L260 261L258 262L257 261V251H255L254 250V245H255V243L253 242H251V244H249L248 243V241H247V243L248 244H246V245H244L245 244V242H243L242 241V243H243V245L244 246H242V247H238V244L237 245H235V242H234ZM239 240V239H238ZM255 240V239H254ZM32 241V242H31ZM35 241V242H36ZM207 241H208V239H207ZM240 241V240H239ZM239 241H237V243H239ZM15 242V241H14ZM31 242V243H30ZM52 242V243H51ZM116 242H118V241H116ZM131 242V243H130ZM197 242V241H196ZM212 241L210 240V243H209V241H208V243H209V245L211 244V246L213 247H211L212 249H216L213 245H212V243H211ZM219 242V241H218ZM219 242V243H220ZM229 242V241H228ZM41 243H40V245H41ZM43 243H42V247H43ZM47 243V244H46ZM99 243H101V242H99ZM109 243V242H108ZM113 243V242H112ZM134 243H133V245H134ZM200 243H202L203 244V242H200ZM214 243H216V242H214ZM219 243H217V244H219ZM242 243H241V245H242ZM1 244H3V245H1ZM31 244H32V246H31ZM93 246H92V245ZM111 244V243H110ZM199 244V243H198ZM205 244H207V242L205 243ZM216 244V245H217ZM254 244V245H253ZM13 245V244H12ZM30 245V246H29ZM34 245H36V243L34 244ZM38 245V244H37ZM48 245V246H49ZM92 247H91V246ZM96 245H98V243L96 244ZM119 245V244H118ZM133 245H131V246H133ZM201 245V244H200ZM221 245V244H220ZM222 245H223V243H222ZM221 245V246H222ZM1 246H3L2 248H4L3 250H2V248H1ZM17 246H19L18 244H17ZM57 246V247H56ZM91 247V249L90 250H88V247ZM116 246V245H115ZM188 246V247H187ZM240 246V245H239ZM256 246V245H255ZM11 247V246H10ZM36 247V246H35ZM34 247V248H35ZM38 247V246H37ZM134 247V246H133ZM136 247V246H135ZM134 247V248H135ZM136 247V248H137ZM208 246H205V248H207ZM217 247V246H216ZM263 247V246H262ZM34 248H29V249H34ZM41 248V247H40ZM44 248V249H45ZM48 248V247H47ZM55 248H57V249H54ZM117 248V247H116ZM125 248V247H124ZM196 248L198 249V245L196 246ZM196 248L194 249L195 251H196ZM201 248V247H200ZM199 248V249H200ZM227 248V247H226ZM226 248H224V250H226ZM236 248H237V250H236ZM8 249H9V247H8ZM44 249H40V250H42V251H44ZM109 249V248H108ZM126 249V248H125ZM198 249V250H199ZM202 249V248H201ZM200 249V250H201ZM204 249V248H203ZM212 249H210V247L208 248V250H212ZM218 249V248H217ZM221 249V248H220ZM229 249H228V251H229ZM256 250H257V248H255ZM18 250V249H17ZM34 250H38V249H34ZM33 250V251H34ZM52 250H54V251H52ZM105 250H107V249H105ZM112 250V249H111ZM131 250V249H130ZM133 250V249H132ZM207 250V249H206ZM222 250H223V248H222ZM7 251V250H6ZM25 251V252H24ZM50 251V252H49ZM127 251V250H126ZM221 251V250H220ZM227 251V250H226ZM226 251H223V252H226ZM227 251V252H228ZM254 251H255V253H254ZM36 252V251H35ZM38 252V251H37ZM133 252V251H132ZM136 252V251H135ZM144 252L146 253V255H144ZM184 252H185V254H184ZM191 252L192 251H190V254H191ZM206 252V251H205ZM211 252V251H210ZM216 252V251H215ZM214 252V253H215ZM226 252V253H227ZM257 252V253H256ZM11 253V252H10ZM110 253V252H109ZM199 253V252H198ZM207 253H209V251L207 252ZM207 253H205V254H207ZM0 254H2V253H0ZM111 254V253H110ZM113 254V253H112ZM131 254V253H130ZM135 254V256H136V253H134ZM197 254V253H196ZM200 254V253H199ZM204 254V250H203V252H202V255ZM39 255H40V257H39ZM44 255V256H43ZM201 255V256H202ZM211 255V256H210ZM210 255H208V256H204V257H201V258H199L200 259V261H198V263L200 262V264H213V260L217 257V259H219L218 258V255H221V252H217L216 254H214V255H212V254H210ZM230 255V254H229ZM5 256V254L2 256V255H0V259H1V257H2V260H1V263L3 262V261H5L4 260V257H6ZM34 256V257H33ZM109 256H111V255H109ZM114 256H115V254H114ZM134 256V255H133ZM139 256V257H138ZM192 256V255H191ZM194 256H195V258H198V256L196 257V255L194 254ZM216 256V257H215ZM188 257V256H187ZM215 257V258H214ZM262 257V256H261ZM41 258V259H40ZM111 258V257H110ZM150 258H148V259H150ZM189 258V257H188ZM194 258V259H195ZM214 258V259H213ZM132 259H133V257H132ZM135 259V258H134ZM133 259V260H134ZM147 259V260H148ZM193 259V260H194ZM259 259V258H258ZM38 262H37V261ZM41 260V261H40ZM144 260H146L145 258H144ZM188 260V259H187ZM190 260V259H189ZM192 260V259H191ZM190 260V261H191ZM261 260V259H260ZM135 261V260H134ZM139 261V260H138ZM143 261V260H142ZM149 262H150V260H148ZM218 261V260H217ZM227 261V260H226ZM240 261V262H239ZM193 262V261H192ZM136 263V262H135ZM153 263V264H154ZM186 263H189L188 261H186L185 262V264ZM195 264H196V261L194 262ZM197 263V264H198ZM215 263V262H214ZM217 263V262H216ZM215 263V264H216ZM234 263V262H233ZM263 263V262H262ZM4 264V263H3ZM149 264V263H148ZM151 264V263H150Z\"/></svg>",
	"mask_w": 264,
	"mask_h": 264
}]
</instances>
